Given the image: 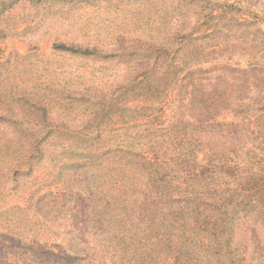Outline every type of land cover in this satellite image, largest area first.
Returning <instances> with one entry per match:
<instances>
[{"label": "rangeland", "instance_id": "1", "mask_svg": "<svg viewBox=\"0 0 264 264\" xmlns=\"http://www.w3.org/2000/svg\"><path fill=\"white\" fill-rule=\"evenodd\" d=\"M58 1L61 7L50 8L49 4L57 2L20 0L0 22V124L24 122L33 130L28 139L17 135L0 139V145H10L8 157L0 154V234L15 236L20 244L2 241L3 249L21 254L26 264H224V254L214 245L208 248L206 236L187 233L186 227L177 229L173 223L180 221L175 218V207L169 206V194L165 197L162 186L138 162L137 170L124 175L144 176V191L137 195L143 202L138 224L153 232L143 234L129 255L116 242L115 253H109L102 236L107 225L100 230L98 224L99 236L93 239L77 206L79 200L67 195L69 203L64 205L63 195L66 190H85L88 183L78 157L99 156L114 144L113 139L91 142L96 140L90 136L99 122L117 128V146L147 160L197 155L205 159L203 164L211 160L210 167L223 171L231 160L236 161L235 168L252 159V188L257 204L264 208V0H195L190 4L192 27L206 38L187 51L191 68L181 67L175 78L160 76L153 83L154 93L137 87L128 92L131 79L137 80L141 73L140 68H132L138 57L127 58L130 64H126V55L108 56L125 54L117 34L125 33L123 26L138 28L139 11L125 10L124 0ZM73 2L77 4L71 8ZM106 19L108 24H104ZM214 25L221 32L211 34ZM130 38L132 51L144 42L138 36ZM56 42L96 48L97 54L93 58L54 54ZM189 70L192 74L187 76ZM200 72L206 80L202 87L186 89L187 77L197 78ZM198 104L202 111L194 116L192 110ZM37 123L41 126L36 127ZM48 129H52L48 132L53 134V143L46 145L48 140H41ZM66 135L67 145L86 140V153L84 149L79 155L69 153L71 157L63 154L60 143ZM37 147L44 150L43 156L31 160L32 165L37 163L28 173L26 159L36 154ZM226 155L235 157L226 160ZM10 160L14 161L7 166ZM15 165L17 181L13 172L8 173ZM106 174L112 177L111 172ZM211 188L221 185L212 183ZM152 220L156 226L146 227L155 224ZM242 221L245 228L239 229L234 240L244 255L242 264H252V258L264 264V221L254 216Z\"/></svg>", "mask_w": 264, "mask_h": 264}, {"label": "trees", "instance_id": "2", "mask_svg": "<svg viewBox=\"0 0 264 264\" xmlns=\"http://www.w3.org/2000/svg\"><path fill=\"white\" fill-rule=\"evenodd\" d=\"M19 1L13 3L9 0H0V22L3 21L4 17ZM54 1L57 3L55 5L49 4L50 8L61 7L58 0ZM108 1L110 2L111 0ZM194 1L124 0V3L121 4L128 12L137 10L142 15L141 22L137 25L138 28L129 26L126 28V26H123L125 33L122 36L117 34L119 45H125V54H122V56L121 53L108 55L114 57H123L126 55V64H130L127 58L133 60V58L138 57L135 59L138 63L134 64L132 68H140L141 73L137 80L134 78L131 79L128 92H132L137 87L143 88L144 90L148 89L149 93H154L157 89L153 83L160 76L166 75L169 78H175L179 76L182 68L184 70L191 68V64L189 65L187 63L190 60L187 51L190 53L195 42L202 44V40L206 38L205 35L199 37V28L192 27L191 10L188 11V9L189 5ZM200 1L198 0V2ZM71 4L74 5L77 3L73 2ZM74 7L75 5L71 6V8ZM108 23L109 20L106 19L104 24ZM131 23L133 22L130 21ZM213 27L215 29L210 32L211 34L221 32L217 25ZM133 36H138L144 42L143 44H136L132 51L130 37ZM52 49L54 54L68 52V54H74L76 57L90 55L93 58L97 54L94 51L96 48H81L79 46H73L72 44L66 45L63 42L54 43ZM116 49L123 51V47H117ZM200 73L201 76L197 78H189L187 76L192 74V71L190 72L189 70L187 72V79L185 80L186 89H189L191 86H196L198 89L202 87V82L206 80H204L202 72ZM184 78H181V81ZM195 91H193L194 96ZM33 97L36 96L33 95ZM200 106L198 104V107L193 108L194 116L196 113L202 111V107ZM0 125H2L0 126L2 127L0 132L3 137L0 139H7L6 137H12L13 135L26 139L32 136L31 133L33 130L27 127L24 122L18 125L13 122H1ZM104 125H109V122H104ZM35 126L40 127L41 125L37 123ZM132 127L130 126L128 129H132ZM13 130L15 134H12L11 131ZM51 130L48 129L45 136L42 137V143H45L47 140L48 143L46 145L49 142L53 143V134L48 132ZM117 132V128H109L108 126L99 124V122L96 124L92 137L90 136V140H96L91 142L98 141L97 143H106L113 139L112 143L114 144L99 154V156L91 154L85 156V154H82V157H78L79 161L84 163L81 165V173L87 179L88 183L84 188L85 190L75 192L66 190L63 195L65 199L64 205L69 203L67 195L71 196L74 194L75 199L79 200V205L77 206H80L81 217L87 223L86 225L93 234L92 238L98 239V224H101L100 230H103L107 225L106 232L102 236L103 240L107 243L106 247L109 253H115L113 248L116 242L123 247L125 246L124 252L129 255L131 254V250L135 248V245H138L139 242L137 240L140 241L143 234L153 232L151 228L145 229L144 226L138 224V210L141 208L143 202H139L141 198H138L137 195H140L142 192L144 176L137 179L138 176L135 178L136 175H124L125 171L137 170L138 167L135 162H138L141 164L142 170L144 172L149 170V175H153L152 178L159 184V187L162 186L161 189L165 190V197H167V193L169 194V206L172 208L175 207V211H177L175 218L180 221V224L173 223L178 230L182 231L186 227L185 232L187 233H199L206 236L208 238V248L214 245L220 253L224 254V264H242L244 262V255L239 249H236L238 244L234 241L239 229L245 228V226L243 227L242 220H249V217L254 216L256 219L264 221V208H260L259 204H257L255 200L256 190L252 188L254 183L252 178V173L254 172L252 168L253 160L249 158L247 163H240L235 168L233 166H235L236 161L229 160L230 162H227L226 167H223V171L217 170L215 166L210 167L211 160L203 164L202 161H205V159H198L197 155H189L188 157H185V155L178 156L172 158V160L169 159V161L164 156H155L154 160H147L139 154L134 155L135 152L129 150L127 147L117 146L118 144L116 143L119 142V140L115 139L119 135ZM70 139L73 138L70 136ZM68 140L69 137L66 135V139L60 143V151L66 156L71 157L69 153L73 155L76 152L79 155L83 153L82 151L84 149L85 153L88 150V148L86 149L84 147L85 143H87L86 140L78 141L73 145L71 143L67 145ZM182 142L180 141V143ZM25 147H28V141L27 145H24ZM244 149L245 147L242 146V150ZM7 150H10V145L7 147L5 144L0 145V154L4 153L3 155L8 157ZM22 150V147H19L17 152L20 153ZM43 153L44 150L37 147L36 154L26 159L27 166L24 168L25 171L28 173L32 172L33 166L43 156ZM226 157L225 159L228 160V158L235 156L226 155ZM31 160L37 161L32 165ZM13 161L10 160L7 166ZM16 166H12V169L8 172L9 175L10 172H13V175H15L16 172L14 169H17L15 168ZM148 168H157L158 171ZM78 169L80 170V168ZM109 172L112 173V177L106 174ZM121 172L122 175L119 176ZM259 177L260 180L263 179L262 176ZM12 178L13 181H17V175ZM134 178L136 179L135 181L133 180ZM138 182H141V185L136 184ZM212 183L220 184L221 188L212 190ZM239 183H244V186L239 187L237 185ZM167 187H171V189L168 190ZM109 188L111 189L109 190ZM172 189H174V195L171 194ZM107 195H110L109 203L107 201ZM165 205L166 203L160 204V209ZM147 207L153 210V206L147 204ZM94 219L96 220L95 223H93ZM170 224H172V221ZM155 226L156 223L146 227ZM169 227L172 229L171 225ZM173 231L177 232L176 229H173ZM2 241L14 244L17 242L15 236H7L4 233L0 234V264H26L28 262L27 259L21 258V254L17 256L14 252L9 251V249L5 251L2 247ZM16 245L19 246L20 244L17 242ZM253 255L255 256V253ZM236 256L238 257L236 258ZM258 260L252 258V264H258Z\"/></svg>", "mask_w": 264, "mask_h": 264}]
</instances>
